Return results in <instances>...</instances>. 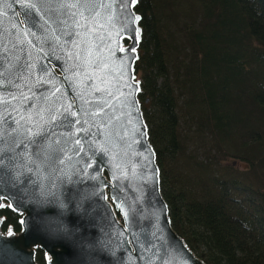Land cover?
Segmentation results:
<instances>
[{
	"label": "water",
	"instance_id": "water-1",
	"mask_svg": "<svg viewBox=\"0 0 264 264\" xmlns=\"http://www.w3.org/2000/svg\"><path fill=\"white\" fill-rule=\"evenodd\" d=\"M134 5L90 0L92 22L77 28L57 0H0V51L12 65H36L25 79L15 68L0 77V95L11 101L0 113L18 118L15 106L26 114L9 93L29 88L32 103L50 97L38 109L62 113L51 159L21 154L0 172V205L19 215L17 232L0 231V264H37L36 249L44 264H205L171 227L160 193L133 70ZM0 127L6 138L8 124Z\"/></svg>",
	"mask_w": 264,
	"mask_h": 264
},
{
	"label": "trees",
	"instance_id": "trees-1",
	"mask_svg": "<svg viewBox=\"0 0 264 264\" xmlns=\"http://www.w3.org/2000/svg\"><path fill=\"white\" fill-rule=\"evenodd\" d=\"M134 11L138 100L171 227L205 264H264V0H136ZM192 138L206 139L200 157ZM0 214L1 230H19L17 214Z\"/></svg>",
	"mask_w": 264,
	"mask_h": 264
},
{
	"label": "snow or ice",
	"instance_id": "snow-or-ice-1",
	"mask_svg": "<svg viewBox=\"0 0 264 264\" xmlns=\"http://www.w3.org/2000/svg\"><path fill=\"white\" fill-rule=\"evenodd\" d=\"M125 2L134 4L136 0H125ZM57 3L59 4L60 9L65 10V14L67 15L68 19L72 21V24L75 27L84 28L91 24V8L89 7L90 0H57ZM140 19L141 17L139 16L135 17L136 21H139ZM61 22L66 23L67 21ZM135 31H138V29ZM76 35L79 36L80 33L77 32ZM73 43H75V41ZM69 58H71V56ZM15 59L19 61V57H16ZM0 61L9 64L8 67H4V64L0 63V69H3L0 70V77H4L6 73L8 75H12V69L15 68V74L18 76V78L25 79L22 73L24 71H28L29 74H31L32 70H34L36 67L34 64H28L26 66L12 65L10 61H8V57L3 55L2 51H0ZM41 82H43V77L37 81V84ZM4 83L5 81L0 79V87H2ZM8 83H11V80H9ZM15 87L19 88L20 85H15ZM28 92L31 93V95H28L23 91H20L19 95L13 94L11 92L9 93L11 100H19L21 101L22 105H27V107L24 108V112L26 114H21V110L15 106H13L12 111L17 113L18 118L12 116L11 113L8 112L7 108H4L3 113H0V125L7 123L8 128L10 129V131L7 133V137L5 138L4 129L0 127V172L3 171V166L5 165L6 159L11 162L21 154L28 155L29 152H31V154L37 159L42 156L46 160L51 159L49 154L51 145L48 143V141L50 140L51 136L56 135L55 131L52 129L57 126L56 121L62 118V113H60L59 109H56L55 112H53L52 105L41 106L38 109L37 103H39L41 100L47 103L50 97L48 95L42 94L41 96L37 97V103H32V97L36 96V93L33 92L31 88L28 89ZM51 95L54 96L55 93H52ZM10 102L11 101L6 97L0 95V106ZM33 111L38 117V119L35 121H33ZM65 111H67V109ZM4 113H7V115ZM71 114L73 116L77 115L76 112H72ZM75 123L79 124L80 121L76 120ZM76 142L79 143L78 140ZM17 149H22L24 151L22 153L17 152ZM9 153L13 155H8ZM0 207H3V205H0Z\"/></svg>",
	"mask_w": 264,
	"mask_h": 264
},
{
	"label": "rangeland",
	"instance_id": "rangeland-1",
	"mask_svg": "<svg viewBox=\"0 0 264 264\" xmlns=\"http://www.w3.org/2000/svg\"><path fill=\"white\" fill-rule=\"evenodd\" d=\"M137 77H138V74H135V78H136V80L139 82V79H138ZM186 134H188L189 136H191L190 133H189V130L186 131ZM196 140H197L196 138L188 139L187 143H188L190 149H194L195 146L198 145L197 153H198V155H199V157H200V151L205 147L206 139L203 140V143H201V142L198 143ZM230 163H231V161H230V159H228V158H221V159L219 160V164H220V165H228V164H230ZM233 164H234V165H235V164H238V166H239L241 169H242V167L245 166V163H244L243 161H235V162H233Z\"/></svg>",
	"mask_w": 264,
	"mask_h": 264
},
{
	"label": "flooded vegetation",
	"instance_id": "flooded-vegetation-1",
	"mask_svg": "<svg viewBox=\"0 0 264 264\" xmlns=\"http://www.w3.org/2000/svg\"><path fill=\"white\" fill-rule=\"evenodd\" d=\"M1 22H2V19L0 18V25H1ZM3 207H5V206H3ZM2 207H0V209H1ZM19 216V215H18ZM19 218V217H18ZM1 222H2V216H1V214H0V231L2 232V233H5V232H8V231H11L10 230V228H7L6 230H1ZM14 232V231H13ZM43 253V252H42ZM45 256V255H44ZM45 259V258H44ZM38 264V263H37Z\"/></svg>",
	"mask_w": 264,
	"mask_h": 264
}]
</instances>
